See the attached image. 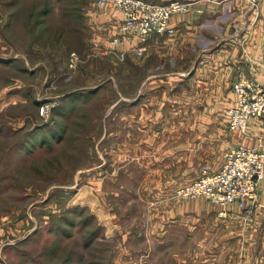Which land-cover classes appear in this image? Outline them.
Returning <instances> with one entry per match:
<instances>
[{"label": "rangeland", "instance_id": "374dc122", "mask_svg": "<svg viewBox=\"0 0 264 264\" xmlns=\"http://www.w3.org/2000/svg\"><path fill=\"white\" fill-rule=\"evenodd\" d=\"M258 1L250 0L253 8ZM228 11L206 23L196 53L228 38L247 46V16L238 19L236 10ZM106 13L96 0H0V264H229L216 237L201 234L199 219L201 207L228 205L168 190L211 166L194 158L197 171L186 170L188 133L182 129L189 117L172 109L203 108L215 100L202 93L171 94L177 81L171 72L183 67L182 79L191 68L185 60L174 69H154L146 53L127 50L121 59L115 51L121 46L102 49L114 32L102 19ZM263 47L255 54L256 70L264 64ZM196 57L190 56V66ZM156 76L162 85L153 92ZM240 77L256 76L238 73L235 102ZM147 87L149 98L141 106L161 111L140 124V96ZM153 134L159 142L151 146ZM172 166L177 173L169 174ZM165 189L168 195L159 192ZM164 204L178 205L175 219L181 222L164 232L175 241L159 245L161 231L154 235L142 226L149 223L148 210ZM180 205L192 216L187 228ZM190 232L191 239L185 237Z\"/></svg>", "mask_w": 264, "mask_h": 264}, {"label": "crops", "instance_id": "0c3cea01", "mask_svg": "<svg viewBox=\"0 0 264 264\" xmlns=\"http://www.w3.org/2000/svg\"><path fill=\"white\" fill-rule=\"evenodd\" d=\"M153 1V0H149ZM155 2H166L169 0H154ZM195 5L192 10L186 14H174L171 18V24L176 27L173 34L165 33H154L145 42H139L137 38L134 39L132 43H121L120 48L117 50H124L134 52L132 46L138 45L140 43V48L143 50L142 54L151 58L144 59L152 68H158L161 65L168 64L174 69L175 64H180V61L185 60L188 67H191L188 73L184 76L185 78L179 79L183 76V71H178V69H184L183 67H178L174 69L171 73L174 77L175 84L169 88L172 92L171 94H181L183 93H202L208 95L215 100L211 106L205 107H180L174 108L172 111L175 115H187L189 118L183 122V131L188 133L184 138L183 145L188 152H186L185 158L189 159V167L186 170L197 171L198 167L193 166V160L196 158V163H206L209 164L211 169L217 170L220 168L224 155L227 149L232 146L239 144L247 145L257 149L264 150V121L252 117L249 120L248 128L245 132L230 130L227 125V118H225V111L230 105L235 102V94L232 90L233 82L235 81L238 73L243 71L244 74H249L251 76H256L257 78H264V64L263 66L258 65L256 70V65L254 63L258 51L262 50V45L264 44V35L260 36L261 31L257 28L264 23V7L262 6V1H258L256 7H252L250 0H193ZM106 13L102 15L104 19L105 26L114 30L112 35L107 41H103L102 49L107 51L111 50L110 39L113 35H116L119 31L120 23L123 21L122 14L115 9L112 5H105ZM236 10V15L239 18L242 16H247V25L249 24V40L247 46L243 48L244 45L241 43V39L238 38L237 42L232 39H227L224 42L215 46L209 52L197 53L199 44V35L202 33V29L205 27L206 23L209 21H218L220 15L229 12L228 10ZM111 12L112 14H109ZM233 12V11H232ZM256 21V26L253 27V23ZM106 28V29H107ZM229 30V29H228ZM232 33H239L237 30H231ZM228 33V32H227ZM244 31H241L243 34ZM230 34V33H229ZM236 36H241L240 33ZM247 36L245 32L242 36ZM226 39L225 37L222 40ZM263 41V42H262ZM164 47L168 48L170 58H164L165 50ZM202 49V48H201ZM204 50V48L202 49ZM264 50V47H263ZM246 51V53H244ZM192 52V53H191ZM188 53V54H187ZM199 53V54H198ZM134 54V53H133ZM152 54V55H151ZM168 54V55H169ZM185 56H184V55ZM197 55L193 60V64L190 66V61L192 58L190 56ZM251 54V55H248ZM128 55V53H127ZM141 55V54H140ZM255 56V57H254ZM174 57H178L174 59ZM254 57V58H253ZM145 61V62H146ZM177 78V79H176ZM171 83V78L168 81ZM162 79L156 78L153 80L152 91L157 92L159 87H161ZM158 84V85H155ZM160 84V85H159ZM196 84V88L192 86ZM200 85V88L197 87ZM151 87L145 88V95L140 96V124L144 122V118L148 116L160 115V108H143L141 102L149 98L150 92L148 91ZM142 92V93H144ZM141 93V92H140ZM153 96V97H152ZM150 100L152 103L156 102V96L153 93ZM218 103V104H216ZM153 106V105H152ZM156 135L153 134L150 142L151 146L154 145ZM141 139V138H140ZM155 139V140H154ZM212 141V142H211ZM144 139L140 140V147H143ZM171 156V153H170ZM173 156L175 154L173 153ZM175 158V157H173ZM154 171V170H153ZM169 174L172 172L175 174L176 168L172 166L170 168ZM155 172V171H154ZM173 175L174 178H176ZM184 176V175H183ZM186 181L187 177L184 178ZM185 181V182H186ZM180 183L172 186L168 190L171 191L174 187L184 184ZM187 183V182H186ZM141 190V189H140ZM167 191V189H165ZM258 203L254 206L253 212L249 216H245L243 210L236 204L228 205L227 209L229 215L225 218H220L218 212L221 207L217 205H212L211 209L207 206L201 207L202 211L200 213L201 222V234L208 235L209 237H216L217 250L224 252L229 259V264H264V175L260 180L258 187ZM143 192V190H142ZM164 195H168L164 190H160ZM144 195V193L142 194ZM154 196V195H153ZM166 205L164 204L159 207H153L148 210V225L144 221L142 227H147L154 229L155 231H161L162 236L159 234L161 239L156 241L159 245H168L175 240L168 239L164 232L167 229H175L179 221L175 219L178 213V205L173 204L168 209H163ZM182 213L189 214L187 210V205H180ZM206 212V213H203ZM184 227H188L192 216H183ZM188 225V226H187ZM206 232H203V231ZM209 230V231H208ZM187 231V230H186ZM185 234V237L192 238ZM196 234V233H195Z\"/></svg>", "mask_w": 264, "mask_h": 264}, {"label": "built area", "instance_id": "2783aa9c", "mask_svg": "<svg viewBox=\"0 0 264 264\" xmlns=\"http://www.w3.org/2000/svg\"><path fill=\"white\" fill-rule=\"evenodd\" d=\"M96 1L101 6L112 5L123 16L119 33L110 40L113 46L130 44L135 38L145 42L154 33L173 34L176 27L171 24L172 16L189 11L194 3L192 0ZM140 43L132 46L138 54L143 53ZM117 54L121 59L127 56L124 50H117ZM234 89L237 102L227 111L228 128L245 132L250 118L257 117L264 121V78L240 77L234 83ZM263 175L264 150L240 144L226 151L218 170L204 166L197 178L174 187L172 192L173 196L181 198L202 196L223 206L236 204L248 216L258 203V187ZM219 215L227 217L228 210L221 209Z\"/></svg>", "mask_w": 264, "mask_h": 264}, {"label": "trees", "instance_id": "16d2710c", "mask_svg": "<svg viewBox=\"0 0 264 264\" xmlns=\"http://www.w3.org/2000/svg\"><path fill=\"white\" fill-rule=\"evenodd\" d=\"M29 140L32 141L33 138L30 137ZM32 142H33V141H32ZM28 144H29V143H28ZM25 149H27V147H26ZM30 149H31V148H30ZM71 220H73V219L71 218ZM71 222H73V221H71ZM96 232H97V231H96ZM96 232H93V235H91V238L95 235ZM70 258H71V257H70Z\"/></svg>", "mask_w": 264, "mask_h": 264}]
</instances>
